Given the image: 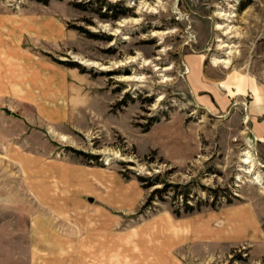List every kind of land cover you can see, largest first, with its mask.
<instances>
[{
	"label": "rangeland",
	"instance_id": "1",
	"mask_svg": "<svg viewBox=\"0 0 264 264\" xmlns=\"http://www.w3.org/2000/svg\"><path fill=\"white\" fill-rule=\"evenodd\" d=\"M146 259L264 264V0H0V264Z\"/></svg>",
	"mask_w": 264,
	"mask_h": 264
},
{
	"label": "crops",
	"instance_id": "2",
	"mask_svg": "<svg viewBox=\"0 0 264 264\" xmlns=\"http://www.w3.org/2000/svg\"><path fill=\"white\" fill-rule=\"evenodd\" d=\"M201 58V57H200ZM196 59L198 62H200V60H202V59ZM261 132V131H260ZM260 132H255V137L257 138V139H259V136H260ZM113 203V206L111 207V209H114V210H121V211H124V210H126V209H128V204L129 203H124V201H123V199H119V201H117V200H115L114 202H112ZM111 203V204H112ZM126 205V206H125ZM79 206V205H78ZM79 208H81L80 206H79ZM83 208H85V207H83ZM95 213H99V214H97V215H95V217H100L101 216V214L103 215V216H105L107 213H108V209H107V207H106V205L105 206H100V207H98V208H95ZM105 214V215H104ZM106 217H107V215H106ZM108 218V217H107ZM37 219H38V217H37ZM100 219V218H99ZM103 225V224H102ZM104 228V225H103V227H101V224H100V227L97 229V231L95 232V231H93L92 233H91V235L89 234V236H94V237H96V238H98L97 239V241H95V243H94V245H95V247L94 248H88V251H95V252H97V251H99V253H101V252H103L104 250H107L108 249V246H107V243H108V239H107V231L105 230V228ZM136 231L135 230H133L132 231V233L131 234H128L127 233V235H130L129 236V239L126 241L127 243H128V246H129V244H130V246L133 248L132 250H135V249H137V246L139 245V243H138V239H137V237L140 235V233H135ZM122 236V235H121ZM95 238V239H96ZM146 240H147V244L150 242V241H152L151 240V238H149V237H147L146 238ZM91 242H92V240H90ZM42 242H43V240H42ZM121 242H122V245H123V242H124V239L122 240L121 239ZM44 243V242H43ZM39 244H40V241H39V239H37V248L39 247ZM134 244H135V246H134ZM151 246H154V245H151ZM129 248V247H128ZM93 249V250H92ZM140 249V248H139ZM144 249V248H143ZM116 250H118L117 248H116ZM115 250V251H116ZM140 250H142V249H140ZM120 251H123V250H120ZM145 252V251H144ZM101 260V259H100ZM143 262H145V261H143ZM146 264H148V259H146ZM154 261H150L149 262V264L150 263H153ZM136 264V263H135ZM154 264V263H153Z\"/></svg>",
	"mask_w": 264,
	"mask_h": 264
},
{
	"label": "bare ground",
	"instance_id": "3",
	"mask_svg": "<svg viewBox=\"0 0 264 264\" xmlns=\"http://www.w3.org/2000/svg\"><path fill=\"white\" fill-rule=\"evenodd\" d=\"M219 15H223V16H226V17H231V16H229V14H226V12H224V13H220L219 12ZM224 18V17H223ZM226 21H229V19H227V18H224ZM219 28H221L220 26H218ZM223 27V26H222ZM223 46H225V47H227L228 45L227 44H224ZM80 60V59H79ZM82 61V63H84V64H89L88 62H86V61H84V60H81ZM215 62H219V63H228V60H227V57H220V58H217L216 60H215ZM229 64V63H228ZM241 162L243 163V164H246V165H248V169H247V171L246 172H250L251 170H252V167L254 166V161H253V159H252V157L250 156V153H249V151H246L245 152V155H244V157H243V159L241 160ZM260 178H258V177H256V181L257 182H260Z\"/></svg>",
	"mask_w": 264,
	"mask_h": 264
},
{
	"label": "trees",
	"instance_id": "4",
	"mask_svg": "<svg viewBox=\"0 0 264 264\" xmlns=\"http://www.w3.org/2000/svg\"><path fill=\"white\" fill-rule=\"evenodd\" d=\"M41 1H42V2H47V0H41ZM106 8H108L109 11H112V12H113V11H114V8H115V5H107ZM77 66H78V65H77ZM78 67H79L81 70H84L83 67H81V66H78ZM155 120H156V119H155ZM150 124H151V123H149V124L147 125L146 128H148V126H149ZM146 128H145V129H146ZM139 180L144 181L145 179L139 177ZM156 183H158V180L154 179V180H151V181H149V182H146V183L144 184V186H145V187H150V186L155 185ZM154 191H155V192H158L159 189H154ZM154 191H153V192H154ZM150 199H151V198H150ZM150 199H148V200L146 201V205L149 204ZM192 210H193V207H191V206L185 204V211H186V212H191ZM175 213H176V214H179V212H177V211H175Z\"/></svg>",
	"mask_w": 264,
	"mask_h": 264
},
{
	"label": "water",
	"instance_id": "5",
	"mask_svg": "<svg viewBox=\"0 0 264 264\" xmlns=\"http://www.w3.org/2000/svg\"><path fill=\"white\" fill-rule=\"evenodd\" d=\"M79 62V61H78ZM79 63H81V62H79Z\"/></svg>",
	"mask_w": 264,
	"mask_h": 264
}]
</instances>
